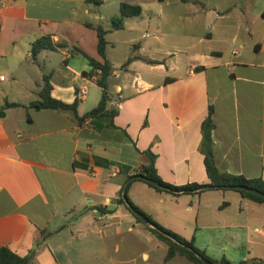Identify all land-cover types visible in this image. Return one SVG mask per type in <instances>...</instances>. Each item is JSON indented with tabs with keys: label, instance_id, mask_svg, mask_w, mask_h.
<instances>
[{
	"label": "crops",
	"instance_id": "0c3cea01",
	"mask_svg": "<svg viewBox=\"0 0 264 264\" xmlns=\"http://www.w3.org/2000/svg\"><path fill=\"white\" fill-rule=\"evenodd\" d=\"M36 1L0 0V110L19 104L0 116V248L19 256L34 250L29 264H123L115 239L123 224L135 234L138 227L116 203L121 188L148 164L146 152L163 181L208 185L199 147L209 106L217 168L264 181V0H158L151 15L141 7L122 29L106 28L113 127L25 107L39 99L44 75L53 98L78 100V116L101 98L83 55L100 60L96 33L86 27L98 24L91 4L65 0L70 11L62 16ZM127 25L122 40L112 37ZM42 36L55 49L33 57L31 44ZM118 44L132 50L116 54ZM83 87L87 93L77 99ZM127 197L217 263L264 260V203L236 190L174 196L135 180Z\"/></svg>",
	"mask_w": 264,
	"mask_h": 264
},
{
	"label": "trees",
	"instance_id": "16d2710c",
	"mask_svg": "<svg viewBox=\"0 0 264 264\" xmlns=\"http://www.w3.org/2000/svg\"><path fill=\"white\" fill-rule=\"evenodd\" d=\"M101 2H102L101 0H85V3L93 4L96 6L100 5ZM141 12H142L141 6L121 2L119 4V15L111 19V30L122 29L125 18L139 16ZM86 27L93 29L96 33V38H97L96 51L100 57V60L97 61L83 54L87 58L89 65L91 67V71L89 73L90 75L95 74L96 70H100V74L96 78V83L101 88V98L97 106L91 109L90 111H88L87 113L83 114L82 116H78L77 114L78 100H75L71 104H67V103H64L60 100L53 98L51 96V84L49 82V76L44 75L43 76L44 82L39 92V99L31 102L25 107L34 108V109H58V110H63V111H70L73 114V117L75 118V120H77L79 124H82V122L85 119H90L91 124L97 125V127L106 126V125H103L97 122L102 119H106L109 122L107 124V127L108 126L113 127L111 119L115 116L116 112L114 110H107V104L110 101V97L108 94L107 80L110 77L111 71H112L111 64L107 60L106 53H105L106 44H107L106 34L108 33V31L104 29L100 24H97L95 26L86 24ZM136 47H137L136 45L133 46V50L136 49ZM43 49H48V50L55 49V46L52 43L49 36H42V37L35 39V41L31 44L32 56L35 57L38 54V52ZM131 60H132V57H129L126 61V64H128ZM83 75H88V74L83 73ZM18 105L19 104L17 103L5 102L2 109L0 110V116L4 114L3 113L4 109L9 108V107H16ZM212 116H213V107L209 106L207 116L205 117V119L203 120L201 124V141H200V147H199V150L203 154V157H204L203 159L204 168H205L206 175L209 179L208 185L213 186L212 189L214 190H228L227 188L228 186L243 185V186H248V187L257 189L260 192L264 193V181H262L260 178L248 179L241 175H234V174H230L227 172H222L217 168V166L215 165L214 153H213L212 132L214 129V123H213ZM146 155L148 156L149 162L147 165L141 166L139 169L140 171L137 174H143L144 176L157 181L161 185L167 187L168 190L160 189L142 180H138V181L144 182L145 184L154 188L157 191H164L174 196H179L183 194L195 195V194H200L201 192L205 191V190H198L204 186L201 184L190 183V184L176 186V185L163 181L158 176L154 168L155 155L151 154L150 152H146ZM95 162L97 164H103V162L104 164H108V162L99 160V159H95ZM236 191L245 198H248L255 202L264 203V199L262 198L251 195L241 190H236ZM121 192H122V188L119 192L116 203L119 205H123L126 208V210L130 214H132L131 211L124 204L122 197H121ZM129 203L131 204L133 208H135L136 210L141 212L143 215H145L149 219V221L157 227V230L150 229L148 227L147 229L158 240H160L166 245L167 252H166L165 260H170L174 258L176 255H179V256L184 257L191 263L202 264L200 260L196 257V254H200L215 264H230L225 259H222L219 263L211 260L210 258L205 256L203 252H201L194 246L193 238H191L190 240H186L180 235L174 233L173 231L169 229H166L165 227L155 222L151 217H149L148 215L140 211L136 206H134L130 200H129ZM97 212L100 215H103L106 213H111L113 211L110 208H97ZM133 217L136 219L137 222L142 223L134 215ZM64 226L65 225H61L60 227L54 230H51L50 232H41V235L43 238L45 237L49 238L53 236L55 233H57L59 230H61ZM33 256H34V250L29 252L25 256H19L15 254L14 252H12L8 247L0 248V264H29ZM239 264H264V260L250 259V260L241 262Z\"/></svg>",
	"mask_w": 264,
	"mask_h": 264
},
{
	"label": "rangeland",
	"instance_id": "374dc122",
	"mask_svg": "<svg viewBox=\"0 0 264 264\" xmlns=\"http://www.w3.org/2000/svg\"><path fill=\"white\" fill-rule=\"evenodd\" d=\"M65 0H45L43 1V6L47 12L54 13L59 12L62 16L66 15L70 11V4L64 2ZM101 4L96 6L91 4V7L95 10V15L97 17L96 23L100 24L104 29L111 28V19L119 15V4L121 2L129 3L132 5H139L146 12L151 15V12L155 11L158 5V0H101ZM168 1V0H165ZM36 0H28L29 4L36 3ZM57 8H60L59 10ZM93 13V14H94ZM144 15V16H145ZM146 22L145 20L143 21ZM128 24V23H127ZM129 25H127L124 31H116L113 33L112 37L117 39V41L122 40L129 32ZM150 40V39H147ZM137 43V42H135ZM133 43V44H135ZM140 45V43H139ZM127 49L132 47H126L122 44L115 46L114 52L119 55H123ZM169 49V48H166ZM129 216L132 215L129 213ZM133 224H136L138 231L128 232L125 230L128 224H123L121 228L123 233L121 236L115 239L119 245V252L115 254L116 259H118L123 264H194L189 262L182 256L176 255L174 258L165 260L167 247L166 245L158 240L142 223H139L134 218Z\"/></svg>",
	"mask_w": 264,
	"mask_h": 264
},
{
	"label": "water",
	"instance_id": "95a60500",
	"mask_svg": "<svg viewBox=\"0 0 264 264\" xmlns=\"http://www.w3.org/2000/svg\"><path fill=\"white\" fill-rule=\"evenodd\" d=\"M135 180H142L144 182H147L155 187H158L160 189H164V190H168L167 187L161 185L160 183H158L157 181L153 180V179H150L146 176H144L143 174H135L133 176H130L126 182L124 183L123 187H122V192H121V197H122V200L124 202V204L126 205V207L131 211V213L136 217L138 218L146 227L150 228V229H155L157 230V227L151 223L149 221V219L143 215L141 212H139L138 210H136L135 208H133L131 206V204L129 203V200H128V197H127V190H128V187L130 185L131 182L135 181ZM213 186L211 185H205L203 187H201L200 189L198 190H209V189H212ZM228 189H232V190H241V191H244L246 193H249L251 195H254V196H257L259 198H262L264 199V193L260 192L259 190L257 189H254V188H251V187H248V186H243V185H233V186H228L227 187ZM175 241V240H174ZM196 257L200 260V262L202 264H215L213 262H211L210 260L206 259L205 257H203L202 255L200 254H196Z\"/></svg>",
	"mask_w": 264,
	"mask_h": 264
},
{
	"label": "built area",
	"instance_id": "2783aa9c",
	"mask_svg": "<svg viewBox=\"0 0 264 264\" xmlns=\"http://www.w3.org/2000/svg\"><path fill=\"white\" fill-rule=\"evenodd\" d=\"M96 74L99 75V74H100V70H96ZM86 93H87L86 88H85V87L81 88V89L79 90V92L76 94L77 99L82 98L83 96L86 95ZM109 203H110V201H109L108 199H106V200H105V204H106V205H109Z\"/></svg>",
	"mask_w": 264,
	"mask_h": 264
}]
</instances>
